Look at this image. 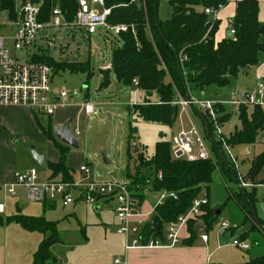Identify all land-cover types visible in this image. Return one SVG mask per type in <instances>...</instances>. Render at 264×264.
Segmentation results:
<instances>
[{"label": "trees", "instance_id": "trees-1", "mask_svg": "<svg viewBox=\"0 0 264 264\" xmlns=\"http://www.w3.org/2000/svg\"><path fill=\"white\" fill-rule=\"evenodd\" d=\"M29 1L42 3V21L49 20L55 6L60 7L67 21H73L79 6L78 0ZM15 2L16 0H0V9H13ZM123 3V0H106V5L112 8L108 22L112 25H133L135 33L130 29L118 36L122 45L113 50L111 68L102 70L104 79L101 88L108 87L111 74L115 76L117 83L124 87L133 86L137 81V87L147 98L153 95L157 97L154 103L136 105L132 111L138 112L137 116L144 120L173 125L177 120L179 107L171 102L177 95L188 98L193 91H202L208 86H228L230 80L240 72L259 64L264 54V23L258 19L257 0H241L237 3L236 15L232 21L236 34L217 45L214 37L220 22L218 19L212 22L205 9L219 11L229 0H169L172 15L167 20L159 18V0H144V4ZM33 60L48 64L54 72L68 70L73 73H86V82L93 74L89 62L56 60L48 50H42ZM217 110L222 112L224 107L218 105ZM198 114L206 119L212 137L213 130L206 116L201 111ZM223 118L226 120L227 116ZM239 118L241 129L231 135L228 143L232 146L253 144L259 131L264 129V108L254 107L252 113H249V108L242 106ZM52 128L50 125L47 136L59 149L60 158L55 163H47L48 169L52 171L50 177L60 176L65 182H73V171L67 163L71 147L57 141L52 134ZM132 132L131 129L130 138L134 137ZM215 144L219 166H227L228 170L236 175L235 166L222 154L219 143ZM136 154L139 162L136 169L138 175L134 177L131 176L130 170L128 172L135 198L140 199V203L143 202L146 189L151 192L166 191L176 194V197H167L155 209V216H159L164 224L173 223L181 214L186 213L204 188L208 192L213 173L218 168L212 160L189 162L174 159L171 155V144L167 140H159L156 143L155 155L151 158L146 159V156L139 152ZM263 166L264 150L253 160L247 179L253 182ZM146 167L153 169V176L139 179L141 171ZM252 195L253 193L240 192L232 193L231 197L237 201L241 198L240 202L244 200L243 208L249 218L254 220L255 226L264 231V223L257 218ZM203 209L205 214L201 219L209 232L220 215L215 216L217 208L210 207L209 204ZM13 222L20 224L27 231L47 234L34 254L33 264H59L51 251V247L60 242L58 222L49 221L44 216L22 213L8 217L0 215V225ZM189 230L191 237L185 241L188 245L194 243L198 234L194 222H190ZM151 235L163 238L162 227L161 233L157 234L153 229V222L148 224L142 231V242L149 241ZM246 236V233L241 234L244 239ZM233 264H264V254L245 263Z\"/></svg>", "mask_w": 264, "mask_h": 264}, {"label": "built area", "instance_id": "built-area-1", "mask_svg": "<svg viewBox=\"0 0 264 264\" xmlns=\"http://www.w3.org/2000/svg\"><path fill=\"white\" fill-rule=\"evenodd\" d=\"M136 2L144 4V0H131L129 4ZM78 3L79 6L73 21L65 19L59 6L53 8L48 21H42L41 2L16 0L13 9H4L11 20L8 25L0 24V106H25L45 116L54 115L57 108L64 104L70 96V92L65 87L54 89L53 75L55 72L53 68L46 63L35 62L33 60L35 55L40 54L42 50H48L56 60H67L63 57L68 58L71 42L78 38L82 40L84 37H90L99 28H104L116 36L128 32L130 29L135 33L133 25L125 23L112 25L108 22L112 8L106 5V0H78ZM123 4L128 5L126 2ZM217 12L212 8L205 9V13L210 16L212 22L215 21ZM2 26L11 29L12 33L2 34ZM230 34L232 36L236 34L233 22ZM7 40H12L16 49L33 47L35 51L31 61L23 62L13 57L6 44ZM76 45L79 43L77 42ZM55 53H58V58L55 57ZM110 68L111 65L107 69ZM137 85L136 81L135 86ZM151 103L152 101H149L147 105ZM171 104L185 109L190 118L189 128L179 133L173 146L170 142L171 155L174 159L189 162L212 160L213 163L218 164L206 129L199 126L191 116V111L197 109L206 115L208 123L217 137V142L221 145L222 154L237 168V157L224 136L217 106L230 105L233 111L238 113L242 106L264 108V80L258 77L257 87L253 93L233 94V98L227 102H216L191 93L188 98L177 95ZM83 111L86 116H96L100 109L95 103L87 100L83 104ZM73 134L77 138L81 132L76 129ZM80 171L84 175L80 181L65 182L57 178L43 179L40 177L38 169H31L26 173H17L15 182L8 186V191L15 195L19 188H23L26 198L31 202L60 200L64 207L74 204L77 199L95 204L101 197L115 201V212L119 220L118 233L126 236L127 250L162 245L156 239H150L143 243L139 226L141 221L137 225L131 221L138 212V202L131 190V181L128 183L115 177L105 182L90 181V166L87 163L80 166ZM159 176L161 177V174ZM74 191L78 192V198H74ZM161 194L157 205H160L167 197H176L174 192L164 191ZM207 204H209L208 197H197L186 213L181 214L177 221L167 224L166 244L180 243L190 222H198L205 214L203 207ZM4 209V204L0 203V214L4 212ZM221 227L227 228L228 223L223 222ZM201 238L203 241H207L209 236L202 234ZM232 244L242 250L250 248V244L246 240L234 239ZM115 264H126V262L117 258Z\"/></svg>", "mask_w": 264, "mask_h": 264}, {"label": "crops", "instance_id": "crops-1", "mask_svg": "<svg viewBox=\"0 0 264 264\" xmlns=\"http://www.w3.org/2000/svg\"><path fill=\"white\" fill-rule=\"evenodd\" d=\"M239 1L241 0H229V3L217 12L216 19L219 20L220 24L214 37L216 45L230 38L228 34L230 33L231 23L236 15L237 3ZM257 1L259 3L258 19L261 23H264V0ZM258 77H261L264 80V54H262L259 64L240 72L238 76L230 80L228 86L218 87L212 85L204 88L202 91H193L192 93L195 95L199 94L200 96L205 97L208 93V90H211V88H213L214 86L215 89H212L213 92L211 94L216 99H225V97H227L226 94H229V99H232L233 94L248 93L243 91L245 89V85L248 82L251 83L255 88L257 86ZM232 86H234L236 90L231 89ZM54 89L58 88L54 87ZM83 104L84 102L79 101L73 96L68 97L65 103L61 104L52 116H45L42 113L25 106H0V203L4 204L5 206L4 212L0 214L1 216L8 217L18 213H22L29 216L41 217V215L43 214L47 220H55V217H53L52 213H50L48 210L52 209L53 207H57L58 204L63 206L60 200H48L45 202H39L43 204V208L37 209L36 211L25 210L21 208L19 201H16L14 203V199L12 198L17 197L20 194L19 190H23L25 195V190L23 188H19L17 194L12 195L8 191V186L15 182L17 173H26L31 169L39 170V168H41L28 151L32 146H35L36 151L39 154L44 155L46 159V173L45 175H43L44 177H42L39 170L40 177L43 179L51 178L50 176L52 175V171L48 169L47 163L57 162L60 158V151L56 147L54 142L47 136L49 126L52 125V134L57 141L59 140L55 137L54 134V127L56 126L70 125L72 132L76 131V129H79L81 132V129L79 127L80 117L83 116V120H90L95 117L85 115L83 111ZM248 108L249 113H252L254 107L250 106ZM198 112L199 110L193 109L191 111V116L199 126H202L206 129V132L209 136V141L214 149V146L216 145L215 143H218L217 137L214 132L213 136H210L206 119L203 117V115L198 114ZM219 113L220 119L222 121L223 133L228 140L231 135L235 133V131L241 129V121L239 118L240 112H234L233 108L230 105H226L224 107V111ZM234 115H236L239 119V123L235 124L233 127L229 124L231 123ZM204 116L206 115L204 114ZM225 116H227V119L223 120V117ZM188 120L190 123L189 116ZM197 120L200 121V124ZM38 121H40V123ZM73 123H76V125L73 126ZM79 136H77V139L80 143V148H71L67 160L68 166L73 171L72 173L74 176V180L76 172L80 174V179L84 178V175L80 171L81 165L87 163L90 166V163L87 161L86 153L81 150V142ZM220 146L221 145L219 144V148H221ZM244 146H247V149L243 151L241 155L234 153V150L236 148ZM231 147L238 161L237 168H235L237 171L236 175L229 171L227 166H219V164H217L218 168L216 170L220 172L223 180H225L224 176H227L230 180H235L236 182H238L239 189L235 192V194L240 192L253 193L252 197L255 201V212L257 218H259L264 223V166L253 182L247 179V174L252 166L253 160L264 150V129L259 131L256 141L253 144H242L236 146L231 145ZM214 152L218 160L219 155L216 151ZM247 152H253L252 161L249 162V165H247L245 173H242L239 169L242 163L243 165H246L244 163L246 162V159H248ZM129 156L132 158V154H129ZM240 157H242L241 160ZM55 178L62 179L60 176ZM210 189L211 186H209L207 194V197L209 198V205L210 207L215 208L216 206H213L211 204V197L209 194ZM228 189L230 191H233L231 188ZM145 193L146 194L143 202L140 203V199L136 198V201L138 202V212L135 216L132 217L131 220L132 223L136 225L141 221L140 235L142 234V231L145 229V227L153 222V218L155 217V209L158 206L157 202L159 201L161 194L160 192H151L148 189L145 190ZM149 195H151V197H148ZM240 199L241 198H239V200ZM147 200L151 202V208H149L148 210L146 209L145 212H140L141 207L146 203ZM239 200L237 201L233 198V202L236 205V213L238 215V220H236L235 223H238V225L236 224L233 227L224 228L221 231L222 233H220L223 236L222 238L216 237L214 239H211L209 232L206 231V227L203 224V220L200 219L198 222H194L198 234L194 243L190 245L185 244V241H187L191 237L189 227L184 232L180 243L176 245L166 244V233H163V229L165 226H167V224L163 223V238L154 237V235L150 236V239L159 240L162 245L146 248H132L129 250L126 249L127 251H120V254L122 253V256L114 257L113 259H111L110 263L105 262L98 257L90 258L87 256H83L82 258H76L73 256H67L63 251H52V253L58 259L59 264H115V260L117 258L123 259L126 264L245 263L264 254V231H262L260 227L255 226L254 220L249 218L248 213L243 208V205L245 204L244 200H241L242 202H240ZM80 201L82 200L77 199L74 204L68 207L63 206V208L67 209L70 207L72 208V211H74ZM113 202L114 201L101 197L96 203V206H99L103 203L113 204ZM220 207L221 206L217 208L220 209L219 215H221L225 210V207ZM97 210H99V207H97ZM114 213L116 214L115 210ZM56 222H58L59 225V221ZM117 223L119 227L118 217ZM240 223L245 224L243 226L242 224L240 225ZM247 223L249 224V226L246 227L245 225ZM245 233L247 236L244 239L241 237V234ZM202 234H208L209 238L207 241L202 240ZM227 236L231 237V239H227ZM46 237L47 234L38 231H27L16 222L0 225V264H33L34 254L37 251L41 241ZM234 239L246 240L250 244V248L247 250L239 249L232 244Z\"/></svg>", "mask_w": 264, "mask_h": 264}, {"label": "rangeland", "instance_id": "rangeland-1", "mask_svg": "<svg viewBox=\"0 0 264 264\" xmlns=\"http://www.w3.org/2000/svg\"><path fill=\"white\" fill-rule=\"evenodd\" d=\"M158 15L161 20H167L171 17L172 7L169 0H159ZM10 20L9 14L4 9H0V24L8 25ZM1 33L9 35L12 30L2 26ZM77 42L79 45H76ZM6 44L13 57L23 62L31 61L35 51L33 47L16 49L12 40H7ZM119 45H122V42L118 36L112 32H107L104 28H99L90 37H84L82 40L78 38L72 41L68 58L63 57L70 61L89 62L93 74L88 82H86V73L82 72L73 73L68 70H60L53 75V87L58 89L65 87L70 92L69 97L73 96L84 103L88 100L95 103L100 109L99 114L93 119L83 120V116H81L79 121L82 132L79 136L81 150L86 153L87 161L90 163L89 180L94 182H105L115 177L129 183L131 181L128 176L129 170L131 176L138 175L136 172L139 164L137 152L144 154L146 159L151 158L155 155L156 143L159 140H167L173 146L179 133L190 126L187 111L180 107L177 120L173 125L147 121L138 117V112L131 113L136 105H147V102H154L157 97L153 95L147 98L145 93L135 85L130 87L118 85L113 74L110 75L108 87L101 88L104 79L102 70L111 65L113 50ZM55 57H59L58 53H55ZM255 88L248 82L243 91L253 93L256 90ZM212 89H215V87L213 86L211 90H208L205 98L216 102L230 101L229 94H226L225 99H216L211 94ZM231 89L236 90L234 86ZM197 96L200 95L197 94ZM197 121L200 124V121ZM238 123L239 119L234 115L229 125L234 127ZM75 125L76 123H73V126ZM131 129L133 130V138L129 137ZM135 143L138 145V151L131 153ZM246 149L247 146L236 148L234 153L241 155ZM103 151H105L107 159L111 162L110 164L105 163ZM129 154H132V158ZM247 155L248 159L244 163L246 165L242 163L239 169L242 173H245L247 165L252 161L253 152H247ZM39 170L41 176L44 177L46 170L42 168H39ZM144 176L147 179L152 177L153 169L144 168L140 173V177H138L144 179ZM80 178V174L76 172L75 181H80ZM224 179L218 170L214 171L209 193L211 204L216 208H219V206L225 207V210L209 230L211 239L223 237L220 234L224 229L221 227L223 222L228 223V228L238 225V223H235L238 220L236 205L231 195L238 191L239 184L235 180H230L227 176H224ZM19 192L20 194L17 197H11L14 199V203L19 201L21 208L30 211L43 208L42 203L27 200L23 190H19ZM207 194V189L204 188L200 197H207ZM73 196L78 198V192L74 191ZM148 197H151V195ZM148 201L141 207L140 212H145L146 209L151 208V202L148 203ZM115 205V201L113 204L103 203L99 206H96L95 203L80 201L74 211L70 207L65 209L60 204L49 209L48 211L55 217L54 221H59L58 232L60 237V242L55 243L51 247V251H63L67 256L76 258H82L83 256L98 257L108 263L114 257L122 256L120 251H127L125 247L126 236L118 233V216H116L117 213H114ZM97 207H99V210H97ZM241 224L244 226L245 223ZM245 226L247 227L249 224L247 223ZM163 233H167V226L164 227ZM226 238L231 239L229 236Z\"/></svg>", "mask_w": 264, "mask_h": 264}, {"label": "water", "instance_id": "water-1", "mask_svg": "<svg viewBox=\"0 0 264 264\" xmlns=\"http://www.w3.org/2000/svg\"><path fill=\"white\" fill-rule=\"evenodd\" d=\"M126 3H130L131 0H123ZM229 37H232V35L229 33ZM54 134L55 137L64 145H67L73 149H79L80 143L78 139L74 136L71 126L70 125H64V126H56L54 127ZM29 153L32 155L33 159L36 161V163L42 168H46V159L44 155L39 154L35 146H32L29 150ZM138 151V145L135 143L133 146V152L136 153ZM103 153V158L106 164H110V161L107 159L105 151ZM220 214V209H216L215 216H218ZM163 221L160 219L159 216H155L153 218V228L156 233H161V227H162Z\"/></svg>", "mask_w": 264, "mask_h": 264}]
</instances>
